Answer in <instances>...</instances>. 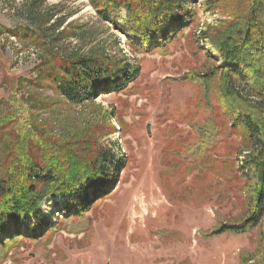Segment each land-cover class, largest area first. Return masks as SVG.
Listing matches in <instances>:
<instances>
[{
    "label": "rangeland",
    "instance_id": "374dc122",
    "mask_svg": "<svg viewBox=\"0 0 264 264\" xmlns=\"http://www.w3.org/2000/svg\"><path fill=\"white\" fill-rule=\"evenodd\" d=\"M241 2L221 0L211 10L204 0L196 2L195 23L167 52L151 53L132 49L127 35L102 20L91 0H0V101L18 98L24 118H34L41 131L81 146L95 139L127 160L109 195L82 217L62 218L69 197L45 200L42 210L53 227L39 239L0 247V264L263 260L264 212L251 230L215 233L249 215L255 178L243 170L244 160L260 148L247 145L245 131L232 125L217 82L206 94L190 80L219 63L201 31L231 19ZM119 13L121 25L126 11ZM28 27L36 40L23 36ZM103 52L140 65L139 78L126 91L77 105L40 79L57 55ZM6 111L1 104L0 115Z\"/></svg>",
    "mask_w": 264,
    "mask_h": 264
},
{
    "label": "trees",
    "instance_id": "16d2710c",
    "mask_svg": "<svg viewBox=\"0 0 264 264\" xmlns=\"http://www.w3.org/2000/svg\"><path fill=\"white\" fill-rule=\"evenodd\" d=\"M198 1L91 0V4L102 20L112 21L127 35L132 49L165 53L199 18ZM220 1L204 0L206 10ZM122 9L126 13L119 25ZM61 22L57 26L62 27ZM22 31L33 38L29 27ZM201 34L219 63L190 80L199 82L206 94L217 82L221 106L232 125L245 131L247 145L260 148L257 154L247 153L244 160L243 170H250L255 178L249 215L240 224L215 231L243 233L255 228L264 212V0H242L231 19ZM52 62L40 79L77 105L126 91L141 74L138 63L104 52L57 55ZM16 100L0 101L7 107L0 115V247L6 250L22 239H39L53 227L42 210L45 200L69 197L60 209L62 218L82 217L109 195L127 166L125 158L95 139L81 146L76 140L63 141L41 131L34 118H24L26 110ZM257 264H264V258Z\"/></svg>",
    "mask_w": 264,
    "mask_h": 264
}]
</instances>
